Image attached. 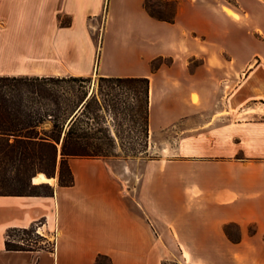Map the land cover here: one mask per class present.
I'll return each instance as SVG.
<instances>
[{
  "label": "crops",
  "instance_id": "obj_1",
  "mask_svg": "<svg viewBox=\"0 0 264 264\" xmlns=\"http://www.w3.org/2000/svg\"><path fill=\"white\" fill-rule=\"evenodd\" d=\"M222 1L179 0L170 23L152 17L145 0H0V75L147 77L150 145L158 133L180 137L162 148L172 158H140L137 183L129 162L117 169L118 157H73L74 184L54 177V196L0 195V264H96L100 255L162 264L164 218L181 243L184 232L185 253L199 238L218 258L232 252L245 256L234 264H264V57H255L264 38L228 20ZM103 12L104 37L113 14L124 19L112 52L104 37L95 45L87 23ZM161 58L169 63L153 69ZM210 114L228 118L214 129L213 119L194 125ZM40 220L46 237L56 236L53 250L6 249L9 228ZM227 223L239 226L240 242L228 240Z\"/></svg>",
  "mask_w": 264,
  "mask_h": 264
},
{
  "label": "trees",
  "instance_id": "obj_2",
  "mask_svg": "<svg viewBox=\"0 0 264 264\" xmlns=\"http://www.w3.org/2000/svg\"><path fill=\"white\" fill-rule=\"evenodd\" d=\"M144 7L158 20L175 21V12L169 18L158 17L149 10L148 0H145ZM99 78L108 85L90 93L92 77L0 75V195L54 196L55 188L50 183L32 182L37 172H42L46 177L58 175L60 186H71L74 175L68 163L70 158H108L117 155L115 150L118 146L126 150L124 142L117 144L108 128L92 130L89 126L90 119H102L100 110L109 108L112 113L116 111L118 96L123 97L125 103L122 113L139 125L145 142L140 153L146 152L149 137V78ZM115 87H118V92ZM116 134L121 140L120 132ZM130 150L133 153L128 156H138L133 148ZM41 222L26 228H9L6 232V249L53 250L55 243L38 232ZM230 224L235 223H227L224 230L231 239ZM20 232H36L46 245L35 244L39 242L24 237L22 241L14 239L13 236ZM238 233L234 242H240V229ZM102 258L110 263L109 257L100 255L96 264H102Z\"/></svg>",
  "mask_w": 264,
  "mask_h": 264
},
{
  "label": "rangeland",
  "instance_id": "obj_3",
  "mask_svg": "<svg viewBox=\"0 0 264 264\" xmlns=\"http://www.w3.org/2000/svg\"><path fill=\"white\" fill-rule=\"evenodd\" d=\"M177 1L179 0H148V8L152 13H154L158 17L169 18L172 17L175 12ZM218 5L223 7L225 12L227 13L228 20H231L234 25L240 26L241 28L252 29L254 31V37L264 38V0H223ZM113 15L114 16H112L110 19V26L105 33V37L104 27L107 23V16L105 12L96 17L88 19L87 21L90 30V36L93 39L95 45L97 47H100L104 37V48L106 51L109 52H112L115 48V30L118 27L119 21L124 20L123 18L121 19V16H119L117 13ZM69 23L70 18L68 16L62 17L60 25H68ZM130 31L131 30L127 29L126 34L129 33L130 35H133ZM142 40L144 41V43L148 42L146 36H144ZM256 52L258 54L255 56L256 58L259 57V54L264 57V50H261L259 48L258 50H256ZM224 53L225 57H230L227 51H224ZM110 58L111 57L109 56V59ZM61 61H66V58H61L60 60H48V65L58 67L63 64L61 63ZM161 63H169V58L155 59L152 61L151 67L155 69ZM107 85V83L101 82L99 77H92V81L89 83L90 93L93 92L94 89L98 92L100 86H102V88H105ZM115 89L116 92H118V87H115ZM118 97L119 98L117 99L116 111L112 113L109 108H107L106 110H100L99 114L103 116L102 119L98 121L90 119L89 126L92 128V130L108 128L111 131L112 135L115 137L117 144H119L120 141L124 142V144L126 145V150L123 151L120 146H118L115 150V153L117 154L115 157L119 158L116 159L119 164V167L117 169L122 171L124 169L123 165H127L125 161L129 162L130 168L127 169V171L129 172L128 177L130 178V183H137V178L141 176L144 169V160L140 158H172L173 156H171L170 152H163L162 148L164 145L169 147L170 143L174 144L176 140H179L180 137L179 134L174 132L173 130L158 133L155 137L151 139V145L150 137H148L147 150L144 153H140V150L145 144L141 136L140 127L137 123H133L127 115L122 113L125 107V103L122 101L123 97ZM193 99L198 100V96L194 94ZM256 116H259V114ZM194 118H198L194 121V125H200L201 123H205L207 120L210 121L211 119H213L212 127L214 129L218 124L226 122V118L228 117L224 114H210L206 117H202V119L199 116H194ZM82 124L83 123H80V126L84 127V124ZM117 131L121 134V140L116 134ZM130 148H133L134 153H136L138 156H128L129 154L133 153ZM55 177H57L58 179V175H56ZM161 224V232L164 233V236L166 238L161 242L162 251L164 252L161 257L162 264H192L193 260L196 259H207L215 262L224 260V262L228 264H234L235 261L239 262L245 257L239 254H233L232 252H228V254L224 255V259L222 258V256H219L221 258H218V256L214 255L216 254V246H209V244L202 242L199 238L187 242L188 249L186 248L187 253H185L183 250L186 245L184 242L186 240L184 232L182 233L183 242L181 243L172 228L171 233L170 231H168V224L165 218L161 219ZM228 229L231 234V239L228 238V240H230V242H234V240H236L239 235L238 226L235 224H230ZM38 230L41 235L46 236L44 230L40 228H38ZM251 231H254L253 227H251ZM22 237H24V239H28L29 241L33 240V242H39H36L35 244L46 245L45 242H42L41 238L39 237V235H37L36 232H32L30 234H24L20 232L19 235L13 236L14 239L21 241ZM47 237L51 243H55L56 247V236L47 235ZM101 263L110 264L109 260L106 258H102Z\"/></svg>",
  "mask_w": 264,
  "mask_h": 264
},
{
  "label": "bare ground",
  "instance_id": "obj_4",
  "mask_svg": "<svg viewBox=\"0 0 264 264\" xmlns=\"http://www.w3.org/2000/svg\"><path fill=\"white\" fill-rule=\"evenodd\" d=\"M55 182L54 178L51 177H46L45 175L42 174V172H39L35 177H34V182L35 184L39 183H50L53 184Z\"/></svg>",
  "mask_w": 264,
  "mask_h": 264
},
{
  "label": "water",
  "instance_id": "obj_5",
  "mask_svg": "<svg viewBox=\"0 0 264 264\" xmlns=\"http://www.w3.org/2000/svg\"><path fill=\"white\" fill-rule=\"evenodd\" d=\"M39 172H37L33 177H32V182H34V177L38 174ZM51 178H54V177H51ZM35 184V183H34Z\"/></svg>",
  "mask_w": 264,
  "mask_h": 264
},
{
  "label": "built area",
  "instance_id": "obj_6",
  "mask_svg": "<svg viewBox=\"0 0 264 264\" xmlns=\"http://www.w3.org/2000/svg\"><path fill=\"white\" fill-rule=\"evenodd\" d=\"M38 232H39V230H38Z\"/></svg>",
  "mask_w": 264,
  "mask_h": 264
}]
</instances>
